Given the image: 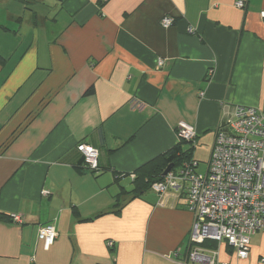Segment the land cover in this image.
I'll return each mask as SVG.
<instances>
[{
  "label": "crops",
  "instance_id": "crops-1",
  "mask_svg": "<svg viewBox=\"0 0 264 264\" xmlns=\"http://www.w3.org/2000/svg\"><path fill=\"white\" fill-rule=\"evenodd\" d=\"M261 13L264 0H0V264L185 260L194 217L183 191L113 205L178 143L179 122L212 149L235 106L264 108ZM81 144L98 151L96 173ZM47 224L57 236L46 251ZM263 258L258 232L242 264Z\"/></svg>",
  "mask_w": 264,
  "mask_h": 264
},
{
  "label": "built area",
  "instance_id": "built-area-1",
  "mask_svg": "<svg viewBox=\"0 0 264 264\" xmlns=\"http://www.w3.org/2000/svg\"><path fill=\"white\" fill-rule=\"evenodd\" d=\"M236 7L243 8L244 3L239 1ZM260 16L264 20V13ZM173 22L166 17L161 26L169 28ZM162 65L158 60L157 66ZM176 131L179 140L195 142L192 126L179 122ZM77 150L86 169L96 171L98 151L84 144ZM197 166L196 161L186 164L151 187L160 201L168 190L183 189L185 207L194 217L189 235L191 250L179 264H242L249 258L252 236L264 233V108L235 106L217 130L204 175L195 172ZM10 218L20 223L18 215ZM56 236L50 224L38 229L43 250L53 245ZM205 242L228 246L233 261L221 262L218 250L203 247ZM177 257L174 253L173 258ZM260 262L264 264V258Z\"/></svg>",
  "mask_w": 264,
  "mask_h": 264
},
{
  "label": "trees",
  "instance_id": "trees-1",
  "mask_svg": "<svg viewBox=\"0 0 264 264\" xmlns=\"http://www.w3.org/2000/svg\"><path fill=\"white\" fill-rule=\"evenodd\" d=\"M92 93L93 89L90 88L85 92V95H90ZM194 143L179 140L178 143L172 149L140 168L135 174L132 175V183L134 185L133 189L116 196L112 213L119 214L121 212L123 206L125 205L124 200L127 195H129L130 200H132L134 198L140 197L143 193L151 190V187L155 183L162 182L164 179L162 177V174L168 166L172 167L170 172L176 173L184 165L190 164L192 161ZM185 144L190 145V148L183 149V146ZM83 166L86 169L84 161ZM98 170L99 166L96 171H88L91 173H96ZM202 246L209 247L211 249L217 248V244L214 242H205L202 244Z\"/></svg>",
  "mask_w": 264,
  "mask_h": 264
},
{
  "label": "rangeland",
  "instance_id": "rangeland-1",
  "mask_svg": "<svg viewBox=\"0 0 264 264\" xmlns=\"http://www.w3.org/2000/svg\"><path fill=\"white\" fill-rule=\"evenodd\" d=\"M190 148V145L185 144L183 146V149ZM211 147L207 143H202V142H196L194 143V150H193V155H192V161L191 162H197L198 166L195 169V172L198 174L204 175L206 172L207 168V163L210 158L211 154ZM181 191L184 192L182 189Z\"/></svg>",
  "mask_w": 264,
  "mask_h": 264
},
{
  "label": "water",
  "instance_id": "water-1",
  "mask_svg": "<svg viewBox=\"0 0 264 264\" xmlns=\"http://www.w3.org/2000/svg\"><path fill=\"white\" fill-rule=\"evenodd\" d=\"M171 166H168L165 170H164V172H163V174H162V177H165L170 171H171Z\"/></svg>",
  "mask_w": 264,
  "mask_h": 264
}]
</instances>
